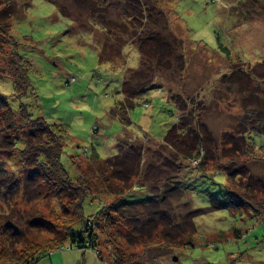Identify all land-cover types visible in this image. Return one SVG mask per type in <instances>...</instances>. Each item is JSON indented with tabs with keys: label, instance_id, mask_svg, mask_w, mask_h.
I'll list each match as a JSON object with an SVG mask.
<instances>
[{
	"label": "rangeland",
	"instance_id": "obj_1",
	"mask_svg": "<svg viewBox=\"0 0 264 264\" xmlns=\"http://www.w3.org/2000/svg\"><path fill=\"white\" fill-rule=\"evenodd\" d=\"M0 2L12 11L6 27L14 37L0 36V92L13 109L23 103L33 116L41 115L64 130L67 136L61 162L71 179L77 174L72 160L85 165L93 151L101 158L111 156L120 145L129 144L130 137L144 141L147 136L158 142L188 109L194 108L217 137L218 146L223 143L221 137L229 138L222 135L224 132L247 129V136L252 133L256 120L250 119L253 106L244 107L237 86L221 75L232 68L242 70V78L247 79L243 86L252 88L264 101V0ZM146 5L163 12L157 26L146 23L144 29L161 31L175 40L176 48L170 64L161 65L154 72L147 88L136 92L133 87L138 85L130 82L133 106L124 112L122 109L131 98L121 80L131 78L128 69L139 65L140 55L133 38L142 33ZM14 49L26 61L30 84L27 93L19 97L11 94L22 89L11 81L17 78ZM260 107L264 124V105ZM250 140L246 143L251 146L244 147L245 152L234 159L216 156L206 167H200L202 170L190 167L183 177L167 173L161 179L145 182L142 195L131 194L130 197L140 196L125 204L122 214L143 220L153 215V220L142 225L146 228L155 219L176 216L183 219L181 227L188 226L184 214L192 205L204 212L193 217L191 245L147 240L148 245L125 248L129 251L125 264H264V208L257 214L250 208L222 205L228 199L226 186L241 188L246 181L253 186L264 183V135L252 133ZM151 148L147 156L158 160L155 154L161 146ZM19 167L16 157L10 159L0 153L1 212H8V202L16 200V207L33 210L55 227L62 226L57 199L41 196L25 202L20 192L25 196L27 193L14 182L4 186L13 178L10 171L17 175ZM227 171H235V180L227 176ZM237 172H245L241 177L247 180L236 177ZM30 193L31 197L36 195L33 190ZM98 197L106 202L112 199L107 192H99ZM97 208L98 204L84 201L85 215ZM120 233L116 232V236L123 239L118 236ZM97 235L99 254L65 246L41 257L36 264H111L115 242L107 240L105 231ZM156 235L153 233L151 240Z\"/></svg>",
	"mask_w": 264,
	"mask_h": 264
},
{
	"label": "trees",
	"instance_id": "obj_2",
	"mask_svg": "<svg viewBox=\"0 0 264 264\" xmlns=\"http://www.w3.org/2000/svg\"><path fill=\"white\" fill-rule=\"evenodd\" d=\"M145 11H147L146 22L142 24V33L133 38L140 55L139 65L137 68L128 69L131 73L130 80H121L124 90L131 98L127 100L126 107L122 106L124 112L133 106L134 96L131 93L130 82L135 81L138 85L133 87L136 92L147 88L152 83L154 72L161 65L166 67L170 64V56L176 48L175 40L173 42L172 38L165 37L161 31L155 28L144 29L146 23L150 26L158 25L163 11L148 5ZM11 15L12 11L7 5L0 2V36H6L7 39L13 37L6 27ZM13 53L14 74L17 78L11 81L15 86L19 84L22 89L13 90L11 94L13 97H19L27 93L30 84L25 67L26 61L15 52V49ZM243 73L240 69L232 68L230 72L223 73L221 78L237 86L242 94L244 107L253 106L250 119L256 120L252 125L254 128L252 133L264 135V124L260 118L263 109L260 106L264 105V101L252 91V88L243 86L242 82L247 80L242 78ZM188 110L177 117L158 142L145 135L144 141L130 137L129 144L120 145L116 154L111 156L101 158L93 151L85 165L72 160L76 165L77 174L75 179H71L61 162L63 144L67 136L64 130L57 124L48 123L41 115L33 116L23 103L13 109L6 96L0 92V153L9 156L10 159L16 157L20 165L17 175L10 171L13 178L8 183L4 181V186L8 187L14 182L18 188L27 193L25 196L20 192L25 202L41 196L57 199L58 214L63 218L62 226L55 227L50 220L42 218L39 213L28 211L30 209H21V206L16 207L14 204L16 200L8 202V212L3 213L0 209V264H36L41 257L61 250L65 246L67 249L90 250L93 254H99L100 249L96 245V239L97 234L102 231L107 233L109 242H115L111 251V264L127 262L129 252L125 249L127 246L132 247L141 243L145 246L154 240L159 242L158 244L165 242L169 245L178 243L191 245L194 231L193 217L204 212L201 207L192 205L191 210L185 212L184 221L188 224L185 227H181L183 219L178 220L177 216L167 220L155 219L146 228L142 225L147 220H153V215L143 220L135 215L129 217L122 214L125 204L135 202L138 196L143 194L141 188L144 187L145 182L161 179L171 172L183 177L187 172L186 169L190 167L197 169L206 167L216 156L234 159L244 151V147L246 149L251 146L246 143L252 138V133L246 135L247 129L222 133L229 138L227 140L221 137L223 143L218 146L217 137L207 129L194 108L189 110L190 112ZM188 112L190 115L187 114ZM240 124L243 125V122ZM154 146H161L159 153L155 154L158 160H153L151 158L153 156L150 158L147 156ZM84 155H88L86 151ZM234 173L235 171H227L226 174L235 180ZM243 174L245 172H237L236 177L244 182L247 178L241 177ZM246 182L240 186L241 188L226 186L228 199L222 205L226 204L238 209L250 208L257 214L261 213L264 208V183L253 186V183L246 184ZM183 187L188 190L184 183ZM31 190L36 194L34 197L30 196ZM99 192H107L108 195H112V199L109 202L102 200L98 197ZM134 193L140 195L130 197ZM85 200L98 204V208L91 215H85ZM190 203L192 204L191 199ZM109 232L111 234L115 232L114 236ZM116 232H121L118 236L123 239H119ZM153 233L157 235L151 240ZM147 240L149 243L146 242ZM174 257L172 256V259Z\"/></svg>",
	"mask_w": 264,
	"mask_h": 264
},
{
	"label": "water",
	"instance_id": "obj_3",
	"mask_svg": "<svg viewBox=\"0 0 264 264\" xmlns=\"http://www.w3.org/2000/svg\"><path fill=\"white\" fill-rule=\"evenodd\" d=\"M173 259H176L175 257Z\"/></svg>",
	"mask_w": 264,
	"mask_h": 264
}]
</instances>
